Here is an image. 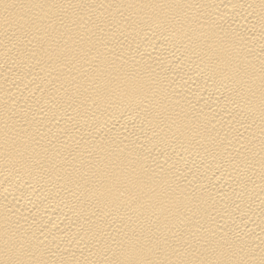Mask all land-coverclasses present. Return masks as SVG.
<instances>
[{
    "label": "bare ground",
    "instance_id": "bare-ground-1",
    "mask_svg": "<svg viewBox=\"0 0 264 264\" xmlns=\"http://www.w3.org/2000/svg\"><path fill=\"white\" fill-rule=\"evenodd\" d=\"M0 264H264V0H0Z\"/></svg>",
    "mask_w": 264,
    "mask_h": 264
}]
</instances>
